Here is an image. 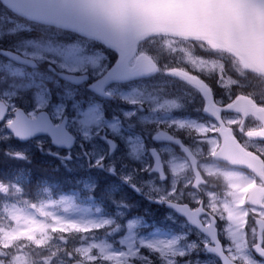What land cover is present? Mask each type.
Masks as SVG:
<instances>
[{
	"label": "snow or ice",
	"instance_id": "obj_1",
	"mask_svg": "<svg viewBox=\"0 0 264 264\" xmlns=\"http://www.w3.org/2000/svg\"><path fill=\"white\" fill-rule=\"evenodd\" d=\"M0 25V162L34 147L115 209L0 171V264H264V0H0Z\"/></svg>",
	"mask_w": 264,
	"mask_h": 264
},
{
	"label": "trees",
	"instance_id": "obj_2",
	"mask_svg": "<svg viewBox=\"0 0 264 264\" xmlns=\"http://www.w3.org/2000/svg\"><path fill=\"white\" fill-rule=\"evenodd\" d=\"M31 154L33 157L31 165H24L23 163L17 162H9L6 164L0 162V171L12 172L14 169L30 168L33 177L32 184L35 185L37 177H43L44 183L42 186L50 188L53 193V198H56L60 194V192L64 190H74L80 197H83L82 192H79L78 190L80 186L77 183V180H80L82 177L85 176L83 175V173H68L65 172L63 168H60V170L57 171V161H54L49 157L41 155L39 152L35 151V148L31 151ZM102 182L104 183L105 181L102 180ZM102 191L95 194V201L98 206L107 209V194L103 193ZM129 200L131 204L136 205L138 197L135 194V196ZM137 206V210L141 211L147 207H152L151 205H148L146 201L142 200L138 202Z\"/></svg>",
	"mask_w": 264,
	"mask_h": 264
},
{
	"label": "rangeland",
	"instance_id": "obj_3",
	"mask_svg": "<svg viewBox=\"0 0 264 264\" xmlns=\"http://www.w3.org/2000/svg\"><path fill=\"white\" fill-rule=\"evenodd\" d=\"M0 27H3V25H0ZM1 50V49H0ZM165 215H166V213H165ZM165 215H164V217H165ZM164 222H167L165 219H164ZM178 225H174V227H173V230H178ZM153 230H155V229H151V230H148V231H146V232H150V231H153ZM169 230V229H168ZM172 230V229H171ZM162 231H167V230H162ZM201 259H206V257L205 256H201Z\"/></svg>",
	"mask_w": 264,
	"mask_h": 264
}]
</instances>
